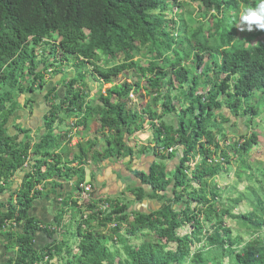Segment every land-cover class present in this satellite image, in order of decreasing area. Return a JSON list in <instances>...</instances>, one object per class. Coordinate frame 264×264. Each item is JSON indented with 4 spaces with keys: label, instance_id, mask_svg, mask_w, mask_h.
Wrapping results in <instances>:
<instances>
[{
    "label": "trees",
    "instance_id": "16d2710c",
    "mask_svg": "<svg viewBox=\"0 0 264 264\" xmlns=\"http://www.w3.org/2000/svg\"><path fill=\"white\" fill-rule=\"evenodd\" d=\"M198 1L204 2L207 11L213 9L223 15L215 25L217 30L235 24V16L231 21L223 11L237 9L238 0H0V194L8 190L6 185L18 172H24L18 189L7 201H0L3 260L10 255L0 264H50L55 259L62 264H184L189 257L192 264H224L225 260L229 264H264V165L252 161L250 154L258 145V135H241L238 139L243 140L242 145L236 142L226 146L229 157L224 155L218 163L208 161L214 151L210 147L220 150L216 142L227 137L216 125L227 124L234 131L239 128V119L246 121L248 129L258 124L255 107L242 103L245 105L252 92L264 91V46L225 52L224 57L231 58L224 62V69L235 74L223 84L220 78L202 84L194 79L189 82V71L175 57L179 44L173 35L175 29L185 31L187 22L178 23L173 16L168 20L163 14L166 9L176 13L179 7L184 9L189 2ZM242 1L249 5V0ZM257 4L255 0L254 8ZM39 46H47L49 55H37ZM58 55L63 56V64L71 63L74 74L61 82L63 97L58 96L56 87L47 92L50 109L33 130L17 123L22 119H14L9 125L16 112L34 103L30 98L22 106L19 100L34 89L43 90L44 75L54 70ZM195 61L200 70L202 57ZM210 71V66L204 67L201 76ZM168 77L178 86L165 87ZM121 78L123 83L117 84ZM89 81L101 85L99 106L89 102ZM106 84L113 86L102 95ZM199 87L206 95L198 94L195 99L198 113L191 102L185 109L178 107L180 91L187 101ZM143 92L146 103L138 108H133L132 100L128 104L130 94L140 98ZM224 107L229 110L227 118ZM164 115H173L177 128L170 120L165 121ZM233 118L237 123L230 121ZM207 120L211 121L208 125ZM145 124L152 128L156 146L149 144L139 155L148 150L159 162L152 165L150 174H134L150 191L128 186L127 192L136 198L134 204L123 202V192L105 200L103 205L111 204L108 210L98 211L97 202H93L85 221L89 229H75L77 253L66 244V250L62 249V244L54 241L53 231L42 229L41 221L29 215L34 208L32 201L43 197L40 187L56 193L65 187V181L75 180L78 189L80 184H91L94 178L85 176L91 167L89 160L99 166L108 159L122 162L132 156L128 144ZM75 138L79 141L72 148ZM113 142L119 150L117 157L111 150ZM178 146L183 147L186 157L191 153L190 160L199 158V165L190 169V175L185 174L184 157L179 170L167 179L163 173L157 175L158 164L171 158L163 154ZM237 163L240 169H247V181L253 180L258 187L247 186L245 195L222 201L224 194L215 180ZM115 176L122 178L118 173ZM143 200L158 207L148 212L136 210V203ZM243 202L246 212L230 213L233 206ZM228 217L247 231L249 241L232 236L224 223ZM60 222L62 219L56 220ZM203 222L212 229H206ZM37 233L52 241L42 257L34 250ZM130 238L140 243L131 244ZM45 259L47 263H43Z\"/></svg>",
    "mask_w": 264,
    "mask_h": 264
},
{
    "label": "rangeland",
    "instance_id": "374dc122",
    "mask_svg": "<svg viewBox=\"0 0 264 264\" xmlns=\"http://www.w3.org/2000/svg\"><path fill=\"white\" fill-rule=\"evenodd\" d=\"M166 1V0H165ZM249 2H252V0H249ZM245 7V6H244ZM242 8V7H240ZM182 7H179L178 11L176 13H173L175 11V9H173V12L171 13V10L166 9V11L164 12L163 16L169 20V17L173 16L174 18L177 17L179 23H180V18H184L185 22H187V29L185 31L179 32V30L177 31V44H179L178 49H177V54H175V57H177L179 60H182V67L185 68L186 70L189 71L188 73V77H189V82L193 83V79L194 81H196L197 84H202L204 81H207L208 79L212 78V75H208V76H201L200 72L197 69V65L195 62V56H209L210 55H216L217 56V51L222 50L223 48H230V43L227 42V32L230 30L229 28L226 29H219L217 30L216 28H210L212 25H216L218 22L217 18H213V15L216 14V11H211V15L209 14V11H207L200 3L198 2H189L188 3V7L184 8V11L181 13L182 11ZM181 13V14H180ZM180 14V15H179ZM224 14H227V11H224ZM208 15V18L205 19L204 17H206ZM229 15H235L234 11H231L229 13ZM179 16V17H178ZM207 26H206V24ZM206 26V27H205ZM242 27L245 28V31H240L237 28V38L238 39H245L244 38V33L247 32V24L242 25ZM224 36H226L224 38ZM233 36L235 37V33L233 34ZM236 40V37H235ZM204 49V50H203ZM43 51L47 54L49 52V48L40 46L36 49V54L37 55H41V53H43ZM57 58V62L58 64L56 66H54V70L48 71L45 73V77H44V87L43 90H38V89H34L33 91H31L32 93L28 92L26 94H24L19 102L21 103L22 106H25L26 101L30 98H33V104L30 103L29 106H27L26 108L16 112L10 119L9 125L12 124V121L14 119H19V120H23L22 122L17 121V123L21 124L22 126H24L26 129H31V127H35V126H39L41 124V119H43V116L45 114V112H47L50 109V106H48L47 103V99L46 94L48 91H50L53 87H56L57 89V94L60 97H63L64 93H65V89L62 87L61 82L63 79L67 78L68 79H72L74 76L73 74V70H72V65L70 62H68L67 64H63L61 62V60H63V56L62 55H58ZM136 61V60H135ZM61 64V66L59 67V65ZM124 78H121L120 81L117 83H123ZM131 81H129L128 83H130ZM170 82L172 83V85L170 84ZM142 85H146V81L144 79H142L141 81ZM165 87L166 86H178L177 83L175 82V80L172 77H168L165 81ZM60 85V86H58ZM100 84L97 82H93V81H89L88 82V89H89V102L94 104V106H99V102H98V92L100 90ZM113 85L111 84H106L104 86H102L101 91H102V95H104V92L107 89L112 88ZM42 88V87H41ZM176 90H180L179 88ZM200 92H202V88L199 87L197 92L193 94L192 99H187V101H185L183 95H184V91H180V93L177 94V96H180L179 98V102H178V107H181L183 109H185L187 107V105L191 102L192 104H194V108L196 109L197 113H198V103L195 101L196 97L198 94H200ZM203 93L205 94V91H203ZM176 94V91L173 93ZM206 95V94H205ZM261 94L259 93H255L252 94L251 97L249 98V100L254 101L255 103L253 104V106L255 107H259V109H261L262 111H264V104L259 103ZM132 100L133 102V108H138L139 104L142 103H146L148 100L147 98L144 96V92L142 93V96L140 98H136L134 97V95L130 94L129 95V99H128V104L129 102ZM249 100L246 103V105H249ZM49 102L51 103H55L54 100L50 99ZM31 109V115H29ZM162 108L160 107L158 109L159 114H161ZM177 111L180 112V110L177 108ZM227 111V110H226ZM228 112V111H227ZM242 111H240L241 113ZM226 115V114H225ZM229 113H227L226 117L228 116ZM225 117V116H224ZM264 113L259 114L256 119L255 122H257L258 124L254 126V124L252 126H250V132H257L259 134V139H258V145L257 147L251 151V155H252V161H256L258 164L261 163L262 165H264ZM164 120L171 121V125L175 128H177V125L175 124V118L173 117V115H164ZM188 120H186V122H189V117H187ZM263 119V120H262ZM230 121H233L235 123H237L236 119H231ZM239 128L238 130H234L237 133V136H241L244 134H248V129H244V125H246V121H244V119H239ZM210 120L206 121V125L210 124ZM148 125V126H147ZM145 125V129L146 130H150L149 124ZM218 128H216L218 131H220L221 129H223L225 135L227 136L229 141H232L233 139H236L233 137L232 134H230L226 128L224 126L220 127L219 125H216ZM215 126V127H216ZM100 128V124L97 125L96 129ZM215 129V128H214ZM33 130V128H32ZM44 132V131H43ZM43 132L40 134H43ZM150 133H153L150 130ZM87 136V133L85 134V137ZM108 135L105 133V137H107ZM137 137V138H136ZM136 139L138 141H134L131 140L129 142V146H133L136 147L139 144L140 148V142H144L147 143L148 139L146 138L147 135H143V134H137L136 135ZM153 136L150 135V139H152ZM127 138H125L126 140ZM149 139V140H150ZM77 143V141L73 142V145L71 144V147L73 148V146ZM112 153L114 156H118L119 154V150H117L115 142L112 143V147H111ZM148 150H146L147 152ZM64 154H67L66 150L63 151ZM72 154H75V151L72 152ZM72 155V156H73ZM127 162V161H126ZM125 163V162H124ZM197 165H199V162L197 161L196 163ZM149 164L146 163V167ZM239 164L237 163L236 165L233 166V168H231L232 170H227V172H225V174H221L217 180H215V183H217L218 188L221 190V192L224 194L223 198L225 200H230V199H237L241 194L245 195L246 194V187H258V185H254V181L253 180H248L246 179V175L245 173L247 172V169H240ZM107 168V167H106ZM22 173L19 172L16 174L14 182L12 184H14L13 186H15L16 184H21L20 180L22 179ZM121 181L123 182V186H124V190L126 191L128 186L129 189L133 186V182L130 181V179L128 180H124L121 179ZM20 182V183H19ZM93 183V188L94 189H98V192L102 189V186L99 184V182L96 180V178H94V180L92 181ZM11 184V185H12ZM128 185V186H126ZM10 187V186H9ZM146 191H150L149 188H145ZM121 194V193H119ZM4 196L8 195L7 191H4L3 193ZM48 194H44L43 195V199H45L47 197ZM262 195L264 196V189L262 191ZM129 196L130 194H126L124 196H122L123 202H133L135 199L134 197L130 196V200H129ZM7 198V197H6ZM6 198H0V201H5ZM185 199H187V197H185ZM36 214L37 216L44 222H48L44 212L46 211V207H48L49 205L51 206L50 208V212L54 213L55 209H56V213L60 216V217H64L65 214L67 215L68 213H72L75 216L77 215V210L76 209H69L66 205L61 206V207H57L53 210V204L51 202L50 199H45V201H42L41 199H36ZM33 204V201H32ZM146 204V203H145ZM147 205V204H146ZM151 205V204H150ZM152 209L154 210L155 208L152 207ZM250 209V208H249ZM83 213L84 214H90L91 210L87 207L83 208ZM231 212L233 215H238L240 213H244L248 210L246 202H243L240 206H233L231 208ZM251 210V209H250ZM71 216L66 217V220L69 222ZM225 225L231 229L232 236L233 237H237L239 236L244 242L249 241V239H251L250 235H248L245 230H240L239 227L236 225L237 222L233 219H230L229 217L225 220ZM203 224L205 225L206 229L211 228L212 226L210 224H207L206 222H203ZM46 229L51 230V228L48 227V225H44ZM74 227L75 224L72 225V230H65L64 234L66 236V239H63L64 241L68 240L70 241V243L72 244V251L74 253H77V246L76 244L78 243L77 239L74 238L75 233L74 231ZM115 227V226H114ZM214 230V229H213ZM69 232V233H67ZM58 238H62V237H58ZM130 242L131 244H139L140 241L136 240V239H132L130 238ZM62 249L65 248L64 244L61 245ZM172 248H174V245L171 246ZM197 248H200V245H198L197 247H194L193 250L195 251ZM237 248H241L240 246ZM2 253H3V249H2ZM37 253H44V251L41 252H37ZM46 253V252H45ZM3 255V254H2ZM10 255H7V257L5 258V260H7L9 258ZM2 257V256H1ZM0 257V262H4L5 260L4 257L1 259ZM47 261V260H46ZM46 261H43V263H47ZM50 264H62L59 260H54L52 262H50ZM184 264H192L191 262V257L187 258L185 260ZM224 264H229L227 260H225Z\"/></svg>",
    "mask_w": 264,
    "mask_h": 264
},
{
    "label": "clouds",
    "instance_id": "9594fccd",
    "mask_svg": "<svg viewBox=\"0 0 264 264\" xmlns=\"http://www.w3.org/2000/svg\"><path fill=\"white\" fill-rule=\"evenodd\" d=\"M247 2L249 3V5H245L242 0H238L239 7L237 9L232 10V11L235 12V15H229V13L231 11L230 12H227V14H226L230 20L233 19L234 16H235L234 18H236L234 21L231 20L235 24H232V26L227 27V28L230 29L227 32V34H226V36H227V42L230 43V48H226L225 47L222 50L217 51V56L216 55H210V54H208L209 56H206V55H204V56H198V55H196L195 56V60H196V57H202V65H203V67L200 70H198L200 72V74L203 72L204 67L210 66L211 71L208 74V75H212V78L211 79H208V80H211L210 82H212V81H216L217 82V78L218 79L220 78V81L223 84V83L227 82L230 78L233 79L235 73L232 72V71H226L224 69V66H225L224 62L226 61V59H230L231 58V57H224V53L225 52L230 53L233 49H240V48H242L243 50L249 51L251 49L259 48L261 46H264V0H258L257 7H255V8H254L255 0H252V2H249V1H247ZM198 3H200L202 6L204 5V2L203 1H198ZM240 7H242V8H240ZM183 11H184V9H182L181 13ZM211 11H215V10L212 9ZM211 11L209 12L208 15H211ZM223 14H224V11H223ZM208 15L206 17H204V18L207 19L208 18ZM222 16L221 15H218L217 14V11H216V14L213 15V18H217L218 20H220L222 18ZM179 19L180 20H184V18H180V17H179ZM175 20H176V22L179 23L177 17L175 18ZM184 22H185V20H184ZM244 24H247V32L244 33V35H243L245 39H238L237 38V28L240 31H245V28L242 27V25H244ZM206 26H207V24H206ZM210 28H215V25H212ZM234 33H235L236 40H235V37L233 36ZM173 35H174L175 38L178 37L177 36V30L176 29L173 31ZM226 36H224V38ZM197 69H198V67H197ZM216 73H217V75H216ZM208 75H204V76H208ZM233 81L234 80H232V82ZM232 82L230 84H232ZM255 93L261 94L259 103L264 104V91L263 90L254 91V92L251 93V95L252 94H255ZM200 94H202L204 96L203 90H202V92H200ZM244 101H247V100L244 99ZM254 103H255L254 101L249 100V105H246V103L244 105V102L242 104L245 107H255V106H253ZM255 109L257 110L258 115L261 114V116H262V113H264V111H262L261 109H259V107H255ZM222 111H223V114H224L225 118H227L226 115H227V113H229V110L224 107L222 109ZM220 113H221V111L218 112V114H220ZM257 116H254V120L256 119ZM263 119H264V117H263ZM145 125H147V124H145ZM222 125L236 139H233L232 141H229L228 138L226 137V141H224V139L222 141H217L216 142V145L221 148L220 150H216L214 146L213 147H210V149H212L214 151H212L211 159L208 160V161H211V162H214V163H218L219 161H223L222 158H223L224 155L225 156L227 155L228 157L230 156V153L226 150V146H229L230 144H234L236 142H238L239 145H242L243 144V140H239L238 139L237 133L235 131H233V130H230L229 129V125H227V124H222ZM250 126H252V125H250ZM250 126H249V129H248V126L247 127L246 126L244 127V129H248V133H249V130H250ZM31 129H32V127H31ZM150 129L152 130V128H150ZM212 130H214V129H212ZM42 132L43 131H41V133ZM76 132H77V130L74 131L73 133L75 134ZM211 133L214 134L213 131ZM253 133H255V134L258 135V137H257V142H258L259 134L257 132H254L253 131V132H250L249 135L248 134L247 135L248 136H251ZM239 138H240V136H239ZM87 139H88V137H87ZM87 139H85L84 141H87ZM74 141H77V143H78L79 139L78 138H75L73 140V142ZM73 142H72V145H73ZM177 143H179V140L177 141ZM160 145L161 144L158 143V146L159 147H160ZM155 146H156V144L153 142V144L151 145V147L154 148ZM136 154L139 155V152L134 153V150H133V154H132V156H130L129 162H128V166H130V170L129 171L135 177L134 180H131L133 182V186L132 187L142 188V189L143 188H148L145 185H142L141 181H139L137 179V176L134 174V172H138L139 173V171H137L136 169L133 168L134 163H133L132 159L135 157ZM167 154H169L171 156V158H169L170 160L176 159V163H175V165H173L174 166L173 167L174 170L172 172H170L167 169H164V167H166L167 161H170V160H166L165 158L162 160V163H159L158 164V165H160L159 166V169H155V173L157 175H161L163 173V174H165V176H166L165 178L166 179L168 178V176L171 173H174V171L176 169L179 170L180 164L182 165V163H181L182 159L184 157H186V155L184 154V149L181 146H178V147H175V148H170L163 155L166 156ZM190 154L186 157V162H184V164H183L186 167L184 173L187 174V175H190V172L189 171H190V169L192 170L197 165L196 164L197 161L200 162L199 161V158H196V159L194 158L195 160H193V159L190 160ZM124 161L125 160H123L122 163ZM107 162L109 164H116V163H120L121 161H117L116 159H108ZM89 164H92V161L91 160H89ZM76 165L77 164H75L74 166H76ZM162 165L164 167H162ZM234 165H236V164L231 165L232 168H233ZM87 169L90 171L89 168H87ZM25 170L28 171V169H25ZM231 170L232 169H230V171ZM21 173H22V176L21 177H23L24 172H21ZM14 179H15V177H14ZM14 179L12 180V182H9L10 183L9 185H6V188L8 190H5V191L8 192V195L7 196H4L3 194H0V198H3V197L6 198L7 197L5 201H7L10 198V194L13 193L14 191H16L18 189V186L20 185V184H16L15 186H13L14 184H12V183L14 182ZM20 182L22 183V179L20 180ZM75 184H76L75 180L74 181H71V182L65 181V187L64 188H73L74 189V192H78V194H79L78 195V198L75 197V193H74V197H64L62 194H60V192H57V190H59V189L56 190V193H48V192H51L50 189H48V188L47 189H43L42 187H40V189L42 190V192H44V194H48L45 199H50L51 200V202L53 204V210L55 208H57V207H61V206H64V205H66V206L68 205L67 206L68 208L70 206L69 209L80 210L81 213H78L77 212V215L76 216L74 214H72V213L69 214V216H71V218L74 216V218H75L74 221L71 220V218H70L69 222L66 220V217H67L68 214L67 215L65 214L64 217H60L56 213V209H55L54 213H51L50 212V208H51L50 205L48 207H46V211L44 212L45 217H46V219H47L48 222L42 221L37 216V214H36V209H37L36 208V203H35L36 200L33 201L34 208H33V210H31V212L29 214L30 217H35L36 219H38L39 221H41L42 225H40V226H41L42 229H46L45 226L43 227V224L44 225H48V227L51 228L50 231H53V233L55 234L54 235V241H58L61 244H66V246H68L71 249V251H72V246H71L72 244L70 243V241H68V240L64 241L63 240V239H66V236L64 234V231L65 230H72L71 227H72L73 224H75L74 231H73L74 233H75V229H77L78 226H81L82 230L89 229V227L86 226L85 221H87L89 219V216H90L91 213L88 214V215L87 214H84L83 213V211H84L83 208L84 207L89 208V206L93 202L94 203L97 202V204L95 206L98 207V211L106 210V209L108 210L110 208V205H111V204L103 205V203L105 202V200H107L108 198L111 199L110 196H105L106 198L94 199V197L92 195V193H93V187L91 186V184H89V183L80 184L79 185V189L76 187ZM88 187L90 188L89 191L86 190ZM146 192H149V191H146ZM130 196L131 197H134L132 195H130ZM130 196H129V200H130ZM39 199H41L42 201H45V199H43V197L42 198H39ZM134 199L136 200L135 197H134ZM135 200L132 202L133 204H134ZM142 202H145L146 203V200H143L141 202H137L136 204H140ZM146 204H148L149 206H151L150 205L151 202L146 203ZM102 206H104V207H102ZM59 219H62V222H60L59 224H57L56 223V220H59ZM58 237H62V238H58ZM77 241H78V243L76 244V246L78 247L79 240H77ZM51 243H52V241L49 240L46 235H44L42 233H40V234L37 233L36 238H35V242H34V250L36 252H41V251H43L46 248L47 245H50ZM64 250H66V247L64 248ZM3 256H4V254H3ZM39 256L42 257V254L39 253ZM46 260L47 259H45V261ZM55 260H58V259H55Z\"/></svg>",
    "mask_w": 264,
    "mask_h": 264
},
{
    "label": "crops",
    "instance_id": "0c3cea01",
    "mask_svg": "<svg viewBox=\"0 0 264 264\" xmlns=\"http://www.w3.org/2000/svg\"><path fill=\"white\" fill-rule=\"evenodd\" d=\"M150 130L149 131L146 130L144 126L143 131L138 133V134L147 135L146 138L148 139V141L147 143H144V142L140 143V148H138L139 144L136 147L129 146L134 150V153L143 151L144 147H147L149 144L150 145L153 144L154 136H153V133H150ZM150 135L153 136L152 139H150ZM134 141H138V140L134 138ZM129 158L130 157H127L124 159L125 163L120 162L116 164H109L107 162H104L102 163V165H99V166H94V164H91V167L89 168L90 171L88 169L85 170L86 179L96 178V180L102 186V189L99 192H98V189L93 188L92 195L94 199L106 198L105 196H110V197L115 198L116 196H120L123 192H126V194H129L127 190L126 191L124 190L123 182L120 180L119 176L118 177L115 176V174L118 173L121 175L122 177L121 179H124V180L130 179V181L135 179V177L129 171L130 170V166H128ZM132 161L134 163L133 168L139 171V173L150 171L151 166L158 162L157 159L153 157V155L148 154V151L146 152V154H142V155L136 154L135 157L132 159ZM146 163L149 164L147 167H146ZM175 163H176V159L167 161V164H166L167 170L172 172L174 170L173 165H175ZM107 166L108 168H106ZM91 186L93 187V183H91ZM57 192H60V194H62L64 197H74V193H75V197L78 198V195H79L78 192H74L73 188H62V189L57 190ZM138 205H139V208L134 206L136 210L141 209V211L143 210V212L145 211L148 212L152 209V207L155 208V206H157V204L152 201H151V206H148V204L146 205L145 202H142V204L141 203L137 204V206ZM68 216H69V213H68ZM2 254L4 253H2V248H0V257L2 256L1 259L3 258Z\"/></svg>",
    "mask_w": 264,
    "mask_h": 264
},
{
    "label": "flooded vegetation",
    "instance_id": "af4514ba",
    "mask_svg": "<svg viewBox=\"0 0 264 264\" xmlns=\"http://www.w3.org/2000/svg\"><path fill=\"white\" fill-rule=\"evenodd\" d=\"M145 174H150V172L148 171V172H144Z\"/></svg>",
    "mask_w": 264,
    "mask_h": 264
},
{
    "label": "built area",
    "instance_id": "2783aa9c",
    "mask_svg": "<svg viewBox=\"0 0 264 264\" xmlns=\"http://www.w3.org/2000/svg\"><path fill=\"white\" fill-rule=\"evenodd\" d=\"M86 190H87V191H89V190H90V188L88 187Z\"/></svg>",
    "mask_w": 264,
    "mask_h": 264
}]
</instances>
